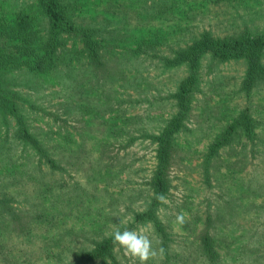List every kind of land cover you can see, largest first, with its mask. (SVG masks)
Segmentation results:
<instances>
[{"label": "rangeland", "instance_id": "1", "mask_svg": "<svg viewBox=\"0 0 264 264\" xmlns=\"http://www.w3.org/2000/svg\"><path fill=\"white\" fill-rule=\"evenodd\" d=\"M60 1L75 26L94 31L99 62L64 36L58 65L32 69L27 61L55 37L45 8L0 0V52L19 60L0 70V91L18 111L0 104V264H138L118 246L113 258L85 263L117 227L142 229L165 249L148 264H264V78L245 89V58L174 61L205 37L263 34L264 0ZM183 89L190 110L174 135L170 203L156 210L164 240L136 216L155 196L150 137L177 116ZM244 112L252 130L213 152Z\"/></svg>", "mask_w": 264, "mask_h": 264}, {"label": "trees", "instance_id": "2", "mask_svg": "<svg viewBox=\"0 0 264 264\" xmlns=\"http://www.w3.org/2000/svg\"><path fill=\"white\" fill-rule=\"evenodd\" d=\"M45 8L47 16L49 17L52 31L55 37L44 42L41 47V52L39 53V59L34 63L32 61L27 64L32 69H37L40 71H46L58 65V45L63 42V38L70 37L74 41H82L85 45L86 50L90 53L92 59L95 62H99V48L98 42L94 36V31L91 29L79 28L75 26L70 14L66 11L64 5L60 0H40ZM23 23V21H21ZM13 34V33H12ZM20 35V32H16ZM29 34V32L27 33ZM15 39H22L23 42H28V37L20 36L15 37ZM18 47V44L14 45ZM26 50V49H25ZM29 51V50H27ZM212 53L216 58L222 60L234 59V58H245L248 62V71L245 77V89L251 90L255 83L260 79L264 78V33L255 37H242L240 39L232 40H214L209 37H205L194 44L191 48L181 52L175 58L177 64L183 63L185 61H193L194 63L199 62L200 57L205 53ZM30 53V51H29ZM32 55V53H30ZM33 56V55H32ZM31 60V59H30ZM16 59L10 57L8 54H1L0 52V70L13 64ZM189 90L183 89L179 94H177V116L171 120L165 129L158 135H153V140L157 145V166L155 168L153 177V187L155 193L163 192L166 194L168 190V171L171 165V154L174 143V135L178 128L180 127L182 121L185 120L187 114L190 110V96ZM6 93L0 91V104L2 109L6 113L18 112L17 108L6 98ZM250 115L248 112H244L238 120L232 124L226 131L222 139L216 142L212 148L213 152H216L220 147L225 145L233 135L238 131H247L251 129ZM22 117L19 116L18 122L21 123ZM21 132L24 136L39 148L38 142L35 137L31 135L26 128L21 126ZM46 158H49L47 155ZM160 203L155 199L152 200L151 206L145 213H139L136 216L137 222H152L154 224L155 230L160 236L166 240L168 234L163 228L161 222L158 221L156 216L157 206ZM213 240L210 235L206 233L204 237V253L209 256L211 261L217 258V255L212 247ZM115 246L113 244L112 236L102 239L97 242L93 250L86 253L84 257L85 263L93 261L95 259L106 260L111 259L114 256Z\"/></svg>", "mask_w": 264, "mask_h": 264}, {"label": "clouds", "instance_id": "3", "mask_svg": "<svg viewBox=\"0 0 264 264\" xmlns=\"http://www.w3.org/2000/svg\"><path fill=\"white\" fill-rule=\"evenodd\" d=\"M155 199L162 205L169 204L170 201L167 195L163 192L155 193ZM175 223L184 225L186 223V214L180 212L175 217ZM113 244L124 251L126 256L131 257L138 264H148L149 261L163 259L165 249L163 247L154 248L152 240L142 229L121 231L116 228L112 235Z\"/></svg>", "mask_w": 264, "mask_h": 264}]
</instances>
